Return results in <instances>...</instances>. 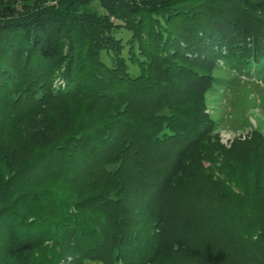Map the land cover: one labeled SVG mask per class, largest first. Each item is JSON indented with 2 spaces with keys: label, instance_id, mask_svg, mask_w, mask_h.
<instances>
[{
  "label": "trees",
  "instance_id": "trees-1",
  "mask_svg": "<svg viewBox=\"0 0 264 264\" xmlns=\"http://www.w3.org/2000/svg\"><path fill=\"white\" fill-rule=\"evenodd\" d=\"M232 61L264 62V0H0V135H18L52 106L79 110L71 125L58 116L61 137L0 184L6 263L158 264L161 252L184 250L170 234L182 218L165 215L180 209L174 188L197 147L216 150L204 94L219 62ZM252 139L264 147L260 133ZM209 184L191 194L213 215L225 208L212 198L231 206L233 227L260 228L251 242L264 249L263 215L244 207L243 189ZM189 253L202 264L227 260L205 239Z\"/></svg>",
  "mask_w": 264,
  "mask_h": 264
},
{
  "label": "rangeland",
  "instance_id": "rangeland-1",
  "mask_svg": "<svg viewBox=\"0 0 264 264\" xmlns=\"http://www.w3.org/2000/svg\"><path fill=\"white\" fill-rule=\"evenodd\" d=\"M49 3H54V0H46V4ZM114 36L125 42L130 33L119 29ZM102 58L108 63L106 56L103 55ZM129 71L136 74L137 68L129 66ZM213 76L215 81L205 92L204 103L205 113L216 123L215 132L211 137V142L217 145L216 150L211 147L212 145L201 144L202 146L197 147L201 149L198 157L192 158V163L188 162L183 168L181 183L174 188L175 194L182 196L181 201L179 198L176 199V202H180V209L173 215L166 214L165 218L169 222L173 220L175 214L182 218L183 223L170 225V234L185 241L183 243L185 248L179 253L161 252L158 257L161 263L158 264H202L200 258L190 255L189 250L204 239L224 250L227 257L224 264H264V249L260 250V245L251 242L258 241L257 231L260 228L245 220L240 224L238 231L233 227L231 215L227 211L231 206L226 207L225 202L212 198L216 206L225 208L220 216L213 215L210 214L212 206L208 207L201 197L191 194L194 192L192 187L196 189L203 185L205 188L210 185V181L222 179L228 184L226 187L234 193H237L236 186H240L245 192L242 198L244 207L256 205L252 210L264 218V147H256L255 140L252 139L254 132L264 137V62L256 66L237 61L219 62ZM68 106H52L51 112L45 115L24 119L18 135H9L11 131L5 132L4 135L1 133L0 184L10 170L21 167L40 146L49 145L61 137L59 135L62 132L58 123L60 120L57 117L62 115L60 118L71 125L70 121L75 120L71 112L77 114L79 111H76L77 107L74 105ZM43 127H47L51 132H45ZM253 146L256 148L252 149ZM3 156H6V159L3 160ZM192 200L196 204L190 203ZM227 201L230 202V198ZM188 204H191L189 213L186 212L189 209ZM191 219L202 228H197L194 232ZM172 231H175L176 235ZM6 261L7 259L0 256V264ZM6 264L18 262L9 261Z\"/></svg>",
  "mask_w": 264,
  "mask_h": 264
}]
</instances>
